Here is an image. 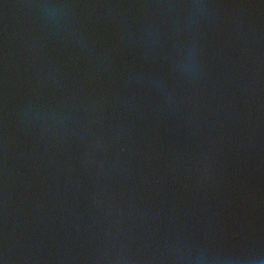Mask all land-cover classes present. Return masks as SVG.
I'll list each match as a JSON object with an SVG mask.
<instances>
[{"label":"water","instance_id":"95a60500","mask_svg":"<svg viewBox=\"0 0 264 264\" xmlns=\"http://www.w3.org/2000/svg\"><path fill=\"white\" fill-rule=\"evenodd\" d=\"M0 264H264V0H0Z\"/></svg>","mask_w":264,"mask_h":264}]
</instances>
